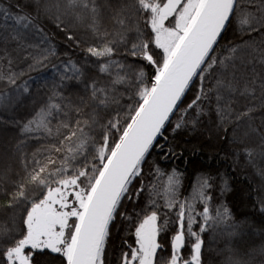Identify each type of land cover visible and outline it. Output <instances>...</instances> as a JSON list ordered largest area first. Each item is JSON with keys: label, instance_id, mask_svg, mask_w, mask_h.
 Returning <instances> with one entry per match:
<instances>
[{"label": "snow or ice", "instance_id": "6c2138e0", "mask_svg": "<svg viewBox=\"0 0 264 264\" xmlns=\"http://www.w3.org/2000/svg\"><path fill=\"white\" fill-rule=\"evenodd\" d=\"M177 3L187 4L181 26L174 33L161 31L176 19L175 11L167 13ZM244 3L247 7L239 0H55L56 14L47 18L52 26L72 41L62 17L87 19L96 43L86 46L80 59L53 65L56 78L39 120L20 127L23 175L0 176V198L11 210L10 227L0 228V264H204L208 232L213 240L217 234L228 237L225 264H246L234 254L232 241L242 235L244 222H236L223 200L226 174H197L189 196L182 193L179 168L168 173L162 166L183 155L175 142L181 131L211 128L215 121V131L227 139L237 94H253L255 80L252 86L248 80L241 84L240 69L253 58L264 64V0ZM0 10L6 11L3 0ZM105 10L111 27L103 22ZM21 21L25 27L35 24L30 14H20ZM35 27L46 45L40 59L51 61L57 46L43 23ZM161 43L170 46L163 63L157 59L164 55ZM189 58L192 69L181 78ZM18 79L0 71V80L16 85ZM17 87L30 91L27 81ZM67 88L83 92L78 103L65 95ZM161 92L170 96L171 111L157 119ZM5 102L0 95V106ZM254 110L247 107L236 119ZM122 113L132 114L123 128ZM41 133L61 137L51 171L41 166L40 149L27 151L28 140L41 139ZM234 156L238 160L240 152ZM164 175L161 196L157 177ZM256 203L264 215V199L257 197ZM116 235L119 244L113 242Z\"/></svg>", "mask_w": 264, "mask_h": 264}, {"label": "trees", "instance_id": "16d2710c", "mask_svg": "<svg viewBox=\"0 0 264 264\" xmlns=\"http://www.w3.org/2000/svg\"><path fill=\"white\" fill-rule=\"evenodd\" d=\"M239 2L242 7H247L244 0ZM3 5L6 11L0 10V57L3 58L0 59V71L5 75L9 72L15 73L19 79L16 85L7 80H0V95H4L6 101L0 106V176L15 180L16 173L23 175L17 150V144L21 140L20 127L28 119L39 120L41 107L56 78L53 65H59L68 58L80 59L86 46L96 43V40L87 28V19L78 22L70 15L62 17L65 27L71 30L75 37L72 41L66 39V33L55 29L47 19L56 14L55 0H38V3L37 0H3ZM28 5L33 6L27 7ZM50 6L51 11L46 12V8ZM63 7L61 3V10ZM20 14H30L35 24H44L45 31L58 49L57 56L51 61L40 59L46 45L42 43V36L36 30L35 24L25 27L23 21L17 23ZM103 22L111 27L107 10ZM227 35L230 39L234 38L231 30ZM76 41H79V46ZM157 59L163 63L166 58L163 55ZM240 73L241 84L248 80L252 86L251 81L255 80L254 92L245 97L237 94L238 102L233 106L232 122L228 124V138H223L225 133L222 130L219 133L215 131V121L211 128L201 126L196 131H181L175 142L179 145L177 151L183 150V155L177 160L163 163L162 166L168 173L173 166L179 168L185 177L182 181V193L189 196L197 174H226L228 189L224 192L223 200L236 222H244L239 229L242 235L236 236L232 241L234 254L241 256L246 264H264V254H261V249L264 248V233L258 231L264 230V215H261L256 203L257 197L264 199V87H261L264 84V64L253 58L252 64L248 65L247 69L241 68ZM24 81H27L30 87L27 94L17 87ZM64 91L73 104L78 103V98L83 95L82 91L75 88H67ZM247 107H253L255 110L237 120L236 114L244 112ZM131 115L121 114L122 128L123 120ZM52 123L56 125L55 119ZM61 130L65 135L68 132L67 129ZM39 135L41 139L28 140L27 151L31 154L40 149L37 156L41 166L47 164L50 171L54 170L56 164L49 161L59 155L55 152V146L60 145L61 137L48 138L42 133ZM64 143L68 141L65 140ZM245 149L250 151V156H246ZM236 151L240 152L238 160L234 156ZM86 159L90 164L91 157ZM83 167L84 165L80 171H83ZM87 179L84 183H87ZM166 180L167 175L157 177V191L161 196ZM216 195H219L218 190ZM6 204L7 201L0 198V228L10 227L11 210H5ZM113 231L115 233L117 229L114 228ZM227 240L228 237L219 234L215 240L212 239L211 232L204 234V264H225L228 254L225 250ZM113 242L119 244V235L114 236ZM3 243L7 244L8 241ZM37 259L43 261L47 258ZM52 264H58V261H52Z\"/></svg>", "mask_w": 264, "mask_h": 264}, {"label": "water", "instance_id": "95a60500", "mask_svg": "<svg viewBox=\"0 0 264 264\" xmlns=\"http://www.w3.org/2000/svg\"><path fill=\"white\" fill-rule=\"evenodd\" d=\"M165 7H168L167 5ZM180 7V4L177 3L175 5H173L170 9H169V13L167 14H170L172 11H177V9ZM187 47V45L185 46ZM192 59L189 58L188 62H187V66L186 68L183 70V72H181L180 74V77L183 78V76L189 71L192 69ZM175 87V86H173ZM158 96L161 97V100H160V104H159V107L156 109V118L157 119H160L162 118L163 116L166 115V113L168 111H171V98L170 96H167V95H164L162 92L161 93H157ZM152 106L150 105V108ZM135 119V117L133 118ZM134 133H135V129H134ZM103 187V186H102Z\"/></svg>", "mask_w": 264, "mask_h": 264}, {"label": "rangeland", "instance_id": "374dc122", "mask_svg": "<svg viewBox=\"0 0 264 264\" xmlns=\"http://www.w3.org/2000/svg\"><path fill=\"white\" fill-rule=\"evenodd\" d=\"M185 7H187V4L181 6L177 9V11L175 12V15H176V19H173V20H170L166 27H164V25L162 24L160 26V30L161 31H168V32H176L178 31L179 27L181 26V21H180V17L182 16V14L184 13V10H185ZM163 19V17H162ZM175 38V37H174ZM155 43H159V42H156ZM161 48L163 49L164 51V58H167V55H168V47L170 46H166V45H163L162 43L160 44ZM85 186H88L87 183H85Z\"/></svg>", "mask_w": 264, "mask_h": 264}]
</instances>
